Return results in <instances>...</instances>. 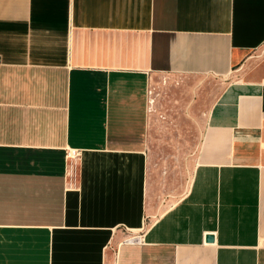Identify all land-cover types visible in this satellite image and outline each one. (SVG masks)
<instances>
[{
  "label": "crops",
  "instance_id": "obj_1",
  "mask_svg": "<svg viewBox=\"0 0 264 264\" xmlns=\"http://www.w3.org/2000/svg\"><path fill=\"white\" fill-rule=\"evenodd\" d=\"M263 46L264 0H0V264H264ZM157 73L226 79L175 199Z\"/></svg>",
  "mask_w": 264,
  "mask_h": 264
},
{
  "label": "rangeland",
  "instance_id": "obj_2",
  "mask_svg": "<svg viewBox=\"0 0 264 264\" xmlns=\"http://www.w3.org/2000/svg\"><path fill=\"white\" fill-rule=\"evenodd\" d=\"M264 53V46L259 53ZM226 79L157 73L151 79L152 114L158 119L150 145L152 165L164 177L161 193L177 198L191 180L196 139Z\"/></svg>",
  "mask_w": 264,
  "mask_h": 264
},
{
  "label": "built area",
  "instance_id": "obj_3",
  "mask_svg": "<svg viewBox=\"0 0 264 264\" xmlns=\"http://www.w3.org/2000/svg\"><path fill=\"white\" fill-rule=\"evenodd\" d=\"M151 93L150 90L148 91ZM152 102V100L150 99ZM67 158V169L66 174L72 177L73 182H75L77 172H78V159H79V151L77 149H69L66 154ZM133 240V239H131ZM140 240V239H138Z\"/></svg>",
  "mask_w": 264,
  "mask_h": 264
},
{
  "label": "water",
  "instance_id": "obj_4",
  "mask_svg": "<svg viewBox=\"0 0 264 264\" xmlns=\"http://www.w3.org/2000/svg\"><path fill=\"white\" fill-rule=\"evenodd\" d=\"M207 240L208 241H213L214 240V236L213 235H208L207 236Z\"/></svg>",
  "mask_w": 264,
  "mask_h": 264
}]
</instances>
